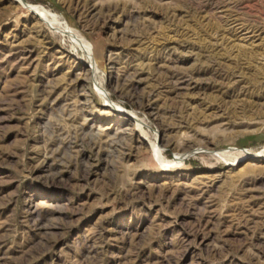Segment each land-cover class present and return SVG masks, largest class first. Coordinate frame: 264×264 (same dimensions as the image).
I'll list each match as a JSON object with an SVG mask.
<instances>
[{"label":"rangeland","instance_id":"obj_1","mask_svg":"<svg viewBox=\"0 0 264 264\" xmlns=\"http://www.w3.org/2000/svg\"><path fill=\"white\" fill-rule=\"evenodd\" d=\"M24 2L0 0V264H264V159L206 153L264 149V0ZM25 4L92 43L111 102Z\"/></svg>","mask_w":264,"mask_h":264},{"label":"bare ground","instance_id":"obj_2","mask_svg":"<svg viewBox=\"0 0 264 264\" xmlns=\"http://www.w3.org/2000/svg\"><path fill=\"white\" fill-rule=\"evenodd\" d=\"M16 1L20 2V3H25L24 0H16ZM25 5H28L29 9L34 14L39 15L44 20L48 21L51 24V26L54 25L58 30H60L63 33V35L65 37H67L70 40V42L73 44V47H75V49L77 48L80 50L82 63L87 65V71L90 74L91 79H93L96 82L95 84L97 85L98 93L100 94V96L102 97L104 102H106V103L111 102L112 99L108 93L109 90L105 87V78H104V74L102 73L103 71L101 70L100 66L97 65V63L95 62L93 55H92V43H90L75 28L69 26L68 23L65 21V19L59 13L54 12V11L47 9V8L40 6V5H30V4H25ZM178 81H180V80H178ZM112 112H113V115L116 117L126 118V119L131 120L132 123L131 122L130 123L134 125L133 126L134 128H139L142 131H144L145 134H148L147 130L145 131V126H144L145 120L142 117H140L137 113L125 112V110H123V108H119L116 105H113ZM127 129H129V128L127 127L125 129L126 132H127ZM160 142L161 141H158V138H156L155 141L152 143L151 147H152L153 151L155 152V155H156L158 161L163 165V167L167 171H169L173 167H177V166L182 165L181 163L184 160V157L182 155H179V156H176V158L178 157L176 161H174V162L169 161L164 155V149H163V146L161 145ZM206 149H207L206 153H208V154H210L216 158H223V159L227 160L228 163H234L233 165H235V162L238 161L241 156H243V157L249 156L248 159H250V160L251 159L256 160L257 158L258 159L259 158L264 159V149L258 150V151L242 150L239 153L233 152L232 150H219V151L215 152V151H212L211 149H208V148H206ZM192 152L194 153L197 151L193 150ZM181 154H183V153H181ZM187 154H189V153H187ZM251 164L254 165V163H250V165Z\"/></svg>","mask_w":264,"mask_h":264}]
</instances>
